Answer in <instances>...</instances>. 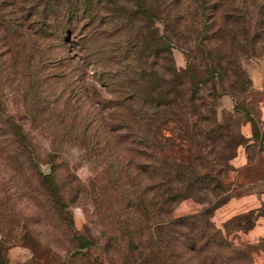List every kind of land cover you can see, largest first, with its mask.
<instances>
[{
    "label": "trees",
    "instance_id": "1",
    "mask_svg": "<svg viewBox=\"0 0 264 264\" xmlns=\"http://www.w3.org/2000/svg\"><path fill=\"white\" fill-rule=\"evenodd\" d=\"M199 1L197 16L201 19L200 26L192 28L186 23L182 30L178 26L184 18H178V15L172 18L171 12L165 8L159 10L160 4L156 3L153 9L154 3L150 0V4H146L144 0L146 7L140 5L143 18L148 22V26H144L145 31L133 35V38H127L120 31L113 41L101 14L92 11L102 4V10L115 14V7L120 6L118 0H68L65 4L60 0H31L30 6L17 0L20 14L10 13L8 16L4 10L0 12V38L5 42V55L11 47H14V53L23 57L28 52L34 66L26 64L25 69L29 67L37 77L40 73L34 69L43 73L46 65L62 61L64 57L56 54L52 59L48 53L78 33L84 41L81 49L85 55L98 56L101 62L116 67L104 68V73L111 74L106 75L108 85L121 91L110 100L123 119L122 125L116 124L115 128L123 130L124 136L135 147H132V158L124 162L123 167L113 160L114 168L117 167L112 178L116 183L113 193L121 201V210L127 212L121 218L140 220L136 226L149 233L142 241L145 246L140 252L145 264H252L251 246H233L211 217L231 196L230 184L226 182L231 169L229 160L235 155L237 146L246 140L239 131L240 124L257 121L243 103L251 84L240 62L243 57L264 56V0L259 4L258 15L254 16L258 30L255 28L253 34L252 18L243 11L242 5L232 6L236 12L223 14L221 23L212 32H207L204 17L208 0ZM226 2L222 0V5L230 7L234 3ZM181 3L182 0H164V4L175 6ZM13 4L17 6L15 2ZM219 5L214 7L219 8ZM60 6H65L62 12ZM80 6L85 9L82 17L77 14ZM187 9L188 5H185L183 13L187 14ZM188 15L181 14L180 17ZM230 15L233 23H228ZM156 20L163 23L162 34L159 35L149 25ZM39 42L45 43L43 48L47 47V58L42 62L34 59L41 47ZM15 46L20 49L16 50ZM173 48L183 51L187 61L185 68L175 67ZM66 67V75L70 70L77 72L79 68L71 62ZM224 93L234 99V109L229 113L222 111L219 115L217 100ZM2 114L0 111V145H4L0 152H4L5 146L18 143L11 148L12 154L24 156L23 160L29 165L53 210L66 209L80 199L96 202L88 187L80 184L72 173H69L72 186L65 188L58 182L60 165L54 153L47 154L46 160L41 159L29 133ZM77 115L78 112L72 108L71 112H64L63 118L70 117V121H74ZM126 119L131 121L132 132L125 130L130 128ZM72 126L53 128L49 135L55 139L62 130V143L80 146V150L89 156L108 155L107 148L93 141L89 126ZM94 130L100 134L106 128ZM94 137L100 139L95 134ZM182 144L189 146L191 160H178L170 154L174 146ZM110 147L114 157L119 156L117 147L114 144ZM42 163H46L48 168L41 170ZM95 182V178L89 180L91 186ZM185 199L202 204V209L197 213L175 216L176 207ZM262 208L263 204L257 210L236 215L234 218H241L248 225L238 224L236 229L252 228L256 217L264 215ZM66 214L69 219L67 210ZM253 214L255 217L251 220ZM248 219L250 224L246 222ZM149 220L154 221L149 223ZM225 228L228 231L226 225ZM3 242L0 241V264H7ZM131 244L137 247L130 240Z\"/></svg>",
    "mask_w": 264,
    "mask_h": 264
},
{
    "label": "rangeland",
    "instance_id": "2",
    "mask_svg": "<svg viewBox=\"0 0 264 264\" xmlns=\"http://www.w3.org/2000/svg\"><path fill=\"white\" fill-rule=\"evenodd\" d=\"M19 1L21 4L25 3V6L31 4L29 2L31 0ZM66 1L68 0H60L62 4ZM229 1H234L230 7L223 6L222 0L207 1L208 9H205L204 17L207 32H212L221 23L223 14L236 12L237 9L232 6L240 5L252 18H250L251 34L255 28L258 30L254 16L258 15L262 0H244V4L241 3L242 0ZM14 2L17 6L11 5ZM143 2L144 0H118L120 6L115 7L113 12L115 14L105 12L101 9L102 4H99L92 13L101 14L102 21L106 22L104 24L107 32L112 35L110 38L112 41L120 31L127 38H133V35L145 31L144 26H148L147 20L143 18L140 4L146 7V4H150V0H145L146 4ZM151 2L154 3L153 9L157 3L160 4V11L165 8L166 11L171 12L170 17L178 15V18H184L178 26L182 30L186 27V23L192 28L200 26L201 19L197 16L199 0L185 2L182 0L180 6L164 4V0H151ZM215 4H220L219 8H215ZM226 4L228 5L227 2ZM185 5H188L187 14L189 15L180 17L181 14L187 15L183 13ZM18 7L20 4L17 0H0V12L4 10L8 16L10 13H15V16L20 14ZM64 7H59L61 12ZM84 12L85 9L80 6L77 14L82 17ZM199 17L202 18V16ZM228 23H233L232 16ZM149 25L156 29L158 35L162 34L163 23L160 20ZM250 42L251 40L248 41ZM4 43L0 38V111L2 115L12 120V123L20 124L25 133H29L32 145L40 153L41 159H44L47 154L54 153L60 165L57 173L58 182L65 185V188H68V185L72 186L69 175L72 173L80 184L88 187V191L92 193L96 201L80 199L71 203L66 209L53 210L47 204L46 194L39 189L32 170L23 160L24 156L12 154L11 148L16 144L5 146L4 152H0V241H4L2 244L6 249L7 264H145L144 259L140 258V252L145 246L142 241L149 236V233L147 230H141L139 225L136 226L140 220L121 218L127 215V212L121 210V201L117 199L118 195L113 193L116 183L112 178L117 169V167L114 168L113 160H117L118 166L123 167L124 162L132 158L130 156L132 147H135V144L124 136L123 130L115 128L116 124L122 125L123 119L120 112L112 107L110 100L120 95L121 91L108 85L106 75L111 74L104 73V68L116 67L110 63L101 62L98 56L85 55L84 50L81 49L84 41L79 38L78 33L77 36H69L65 44H60L58 49L48 53L52 59L56 54L64 57L62 61L51 63L50 66L46 65L43 73L39 69H34L40 73L37 77L36 73L32 74L29 67L25 69L26 64L31 66L34 61L28 58V52H25L23 57L14 53V47H11L5 55ZM191 43L193 44L192 40ZM39 44L41 47L34 58L36 62H42L47 58L45 55L47 47L43 48L45 43L39 42ZM15 48L20 49L19 46ZM172 57L177 69L186 67V57L179 48L172 49ZM68 62L79 66L77 72L73 73L70 70L66 75ZM260 62L264 63V56L243 57L240 62L251 84L249 91H246L244 95L243 103L246 110L251 112L252 117L257 121L241 122L239 131L246 140L245 143L237 146L236 153L238 147L243 146L250 161H255V156L257 159L251 166L242 168L234 179L230 178V172L234 170L231 160L236 153L229 160L231 169L226 176V182L230 184L229 199L232 196L244 195L252 188L257 190L264 188V117L262 116L264 89L260 90L253 86L247 71L251 64ZM234 102L229 94L220 95L217 100L219 115L222 111L232 112ZM72 108L78 112L77 119L74 121H70V117L64 119V112L66 110L71 112ZM126 120L130 128L126 127L125 130L132 132L131 121ZM245 123H249L251 128L252 135L249 138L242 132V125ZM82 124L89 126L93 141H96L98 146L107 148L108 155L89 156L80 150V146L77 148L72 144L62 143V130L55 139L49 135L53 128L61 129L63 126L71 125L76 127ZM73 126L72 128H75ZM98 127L106 128V130L98 134L94 130ZM94 134L100 139H96ZM251 140L254 142H250ZM109 144L117 147L119 156L116 158ZM2 145L4 144H1L0 148ZM190 152L186 144L174 146L170 150V154L178 160H191ZM47 168V164L42 163L41 170ZM91 178L97 179L93 186L89 184ZM262 204L264 209V201ZM202 207V204L193 199H185L178 204L174 215L197 213ZM66 210L70 215L69 219H67ZM119 213L122 215L119 216ZM236 215L220 224L213 219V216L211 221L223 231L233 246L239 247L240 244L251 246L249 255L252 264L264 263V237L257 239L246 237L248 230L236 228L238 224L248 225L245 224V220L234 218ZM253 217H255L254 214L250 216V219L253 220ZM251 220L248 219L246 222L249 221L250 224ZM152 221L154 220H149V223ZM130 240L134 241L137 247H132ZM82 244L85 245L81 247Z\"/></svg>",
    "mask_w": 264,
    "mask_h": 264
},
{
    "label": "crops",
    "instance_id": "3",
    "mask_svg": "<svg viewBox=\"0 0 264 264\" xmlns=\"http://www.w3.org/2000/svg\"><path fill=\"white\" fill-rule=\"evenodd\" d=\"M247 71L252 80V84L255 88L263 90L264 89V63L260 62L259 64L250 65L247 68ZM262 116L264 117V105L262 109ZM242 132L244 136L251 137V128L249 123L242 125ZM254 142V141H250ZM254 157V155L251 154ZM255 156V161H256ZM249 161V162H248ZM247 155L246 150L243 146L238 147L237 153L234 158L231 160L234 170L231 171L230 178L234 179L239 173V171L244 167H249L252 165ZM258 170V169H257ZM259 180V179H258ZM263 187V186H262ZM264 201V188L262 189H251L249 192L244 195L232 196L226 203L218 207L215 210L213 219L219 224L224 222L226 219L230 218L233 215L247 212L249 210H257L262 206ZM175 212V211H174ZM246 237L250 239H257L264 237V215H258L255 219L254 225L250 228L246 234Z\"/></svg>",
    "mask_w": 264,
    "mask_h": 264
}]
</instances>
